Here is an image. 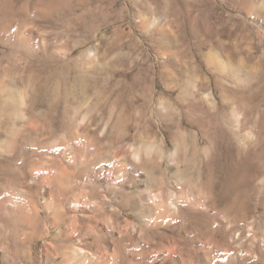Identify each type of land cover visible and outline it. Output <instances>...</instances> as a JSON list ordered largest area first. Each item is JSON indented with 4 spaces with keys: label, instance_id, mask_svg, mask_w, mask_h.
I'll return each instance as SVG.
<instances>
[{
    "label": "rangeland",
    "instance_id": "obj_1",
    "mask_svg": "<svg viewBox=\"0 0 264 264\" xmlns=\"http://www.w3.org/2000/svg\"><path fill=\"white\" fill-rule=\"evenodd\" d=\"M4 74L0 264H264V0H0Z\"/></svg>",
    "mask_w": 264,
    "mask_h": 264
},
{
    "label": "bare ground",
    "instance_id": "obj_2",
    "mask_svg": "<svg viewBox=\"0 0 264 264\" xmlns=\"http://www.w3.org/2000/svg\"><path fill=\"white\" fill-rule=\"evenodd\" d=\"M43 74H45V73L43 72ZM31 82H33V86L31 87L32 119H33L34 123L35 122H39L40 120L43 119L45 124L47 125V127H46V129L44 131L45 133L43 132L41 136L50 135V134L53 133L54 127H55L56 122H57V119H55L54 113L59 109V106L61 105L62 100H63V96H62L59 88L56 87L54 89V97H55L54 98V103L50 102V99H49L50 76L49 75H41V73H40V75L34 76L32 78V80H31ZM2 91L4 93L6 92L7 96L3 95V96L0 97V119H3V118L11 119L12 116L10 117L9 110L11 108H12V110L14 108H16L15 92L17 90L12 87L10 74L0 75V92H2ZM41 107L46 108L43 115L38 112V109L41 108ZM204 114L207 115V111H204ZM11 115H12V113H11ZM206 123H207V121H205L204 119L196 120V121L190 122L189 126H190V129L195 130L198 135H201L202 137H205V138L207 137L208 138V136H210V134L212 132L210 133V131L207 129V124ZM2 124L3 123L0 122V132L2 130L5 131V129L3 128V126L5 124L3 126H2ZM40 132H41V130H40ZM229 132L227 130L222 129L221 131H219V130L215 131L213 133V135H215L217 137H221L223 139L227 138L228 140H230L232 137L235 138L237 136V135L231 134ZM221 142H222V140H221ZM221 142H220V145H221ZM231 143H229V144L227 143V147L228 148L230 147ZM234 144H232V145H234ZM223 148H224V146H223ZM233 148H235V147H233ZM20 153H22V151ZM240 238H241V234H236L235 235L236 241L240 240ZM262 245L264 246V244H262Z\"/></svg>",
    "mask_w": 264,
    "mask_h": 264
}]
</instances>
